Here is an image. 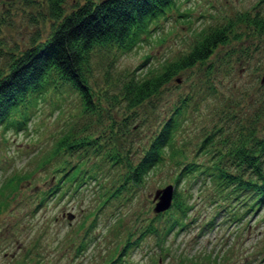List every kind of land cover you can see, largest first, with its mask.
I'll return each mask as SVG.
<instances>
[{"label": "rangeland", "instance_id": "374dc122", "mask_svg": "<svg viewBox=\"0 0 264 264\" xmlns=\"http://www.w3.org/2000/svg\"><path fill=\"white\" fill-rule=\"evenodd\" d=\"M81 1L64 0L65 10ZM170 7L153 23L150 40L141 37L127 50L111 46L91 54L93 109L64 83L33 97L27 118L16 109L14 120L0 124V264H264V203L253 214L226 220V208L217 210L205 191L191 198L196 202L185 224L177 222L167 232L179 213L172 206L154 209L155 192L166 184L172 194L188 193L184 180L173 183L182 164L175 160L207 161L223 135L249 127L264 132V32L236 21L241 12L264 15V0H179ZM46 8L45 0H0V69L18 49L45 38ZM229 19L233 30L227 41L170 74L138 107L108 98L117 79L159 69L188 51L198 31ZM170 116L176 124L168 150L177 156L163 158L142 184H127L128 162L140 157ZM81 138L85 144L72 145ZM73 163L82 172L61 177L63 165ZM94 170L99 171L89 175ZM152 225L165 232L164 243L148 233ZM129 231L126 247L117 241Z\"/></svg>", "mask_w": 264, "mask_h": 264}, {"label": "trees", "instance_id": "16d2710c", "mask_svg": "<svg viewBox=\"0 0 264 264\" xmlns=\"http://www.w3.org/2000/svg\"><path fill=\"white\" fill-rule=\"evenodd\" d=\"M45 1L47 8L43 13L50 18L45 38L32 40L24 48L18 49L10 57L6 68L0 69V124L14 120L16 116L12 117L11 112L16 109L19 112L18 117L27 118L33 97L38 98L46 89L58 90L64 83H69L81 93L83 106L93 109L96 102L91 99L88 85L91 54L102 47L107 49L112 46L127 50L141 37L150 40L149 33L153 23L156 19L164 18L166 10L171 5L178 4L179 0H83L76 2L69 10H65L64 0ZM237 20L246 22L258 33L264 32V15L258 12H241L236 15ZM3 22L4 19L0 16V47L4 43L1 31ZM232 28L233 21L229 19L218 26L198 31L194 43L179 58L164 61L159 69L128 72L121 79H117L116 89L108 98L114 102L125 103L128 108L138 107L137 103L157 92L170 74L204 59L216 44L227 41V34ZM18 119L16 120L25 122ZM175 124V117H168L152 134L140 157L128 162L125 176L126 181H129L127 184H142L146 174L152 172V167L158 166L163 158L171 156L175 159L176 152L168 150V146L173 145ZM253 128L239 129L232 135L220 137L221 145L210 150L207 161L175 160V163L182 164L175 168L173 183L176 185L184 180L188 183L186 188L189 189L188 193L174 189L169 206L179 216L173 217L165 232L177 222L181 226L185 224L188 217L190 218L189 212L192 213L190 209L196 202L191 198H197L200 194L206 196L205 191L210 192L208 196L216 202L217 210L226 208V213L233 220L249 211L253 214L260 208L264 203V132L259 135ZM205 137V140H210L209 135ZM215 137L218 138L219 135ZM65 139L64 137L61 140V144ZM83 141L85 139H78L72 145L85 144ZM66 145L70 146L68 143L64 144ZM210 146V149L213 148L211 143ZM207 151L205 148L203 154H207ZM95 153L97 152L93 150L92 154ZM63 166L61 177L70 174L67 178H74L82 169L75 163ZM89 168L87 166L85 169ZM98 171L94 170L89 175ZM106 195L105 200L109 194ZM213 217L214 214L209 221H213ZM147 231L149 234L158 235L162 243L165 242V232L162 235V229H156L152 225L147 227ZM130 232L117 242H124L126 247L129 246ZM158 246L163 247L161 244Z\"/></svg>", "mask_w": 264, "mask_h": 264}, {"label": "water", "instance_id": "95a60500", "mask_svg": "<svg viewBox=\"0 0 264 264\" xmlns=\"http://www.w3.org/2000/svg\"><path fill=\"white\" fill-rule=\"evenodd\" d=\"M159 192V194H157ZM155 195L158 198V201L154 207L155 210L165 209L169 206L172 199V185L166 184L160 190L158 189L155 192Z\"/></svg>", "mask_w": 264, "mask_h": 264}]
</instances>
